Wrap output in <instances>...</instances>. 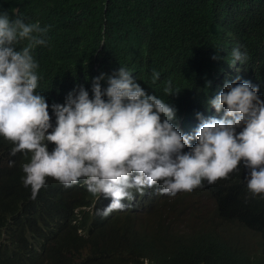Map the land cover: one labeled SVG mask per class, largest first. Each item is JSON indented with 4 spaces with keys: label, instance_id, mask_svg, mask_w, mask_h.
<instances>
[{
    "label": "trees",
    "instance_id": "obj_1",
    "mask_svg": "<svg viewBox=\"0 0 264 264\" xmlns=\"http://www.w3.org/2000/svg\"><path fill=\"white\" fill-rule=\"evenodd\" d=\"M0 10L47 27L34 53L55 103L87 83L90 70L120 66L141 68L145 78L155 69L196 98L224 62L230 32L264 41V0H0ZM138 41L155 50L145 66ZM13 146L0 136V264H264V199L249 193L243 163L205 191L101 218L81 191L49 180L33 199L21 180L30 156H11ZM205 197L212 208L188 210Z\"/></svg>",
    "mask_w": 264,
    "mask_h": 264
},
{
    "label": "clouds",
    "instance_id": "obj_2",
    "mask_svg": "<svg viewBox=\"0 0 264 264\" xmlns=\"http://www.w3.org/2000/svg\"><path fill=\"white\" fill-rule=\"evenodd\" d=\"M47 30L0 10V136L13 143L11 156H30L21 180L33 199L49 180L81 191L92 213L107 218L147 211L162 195L205 191L242 163L249 193L264 199V41L230 32L224 62L196 98L155 69L145 78L141 68L120 66L90 70L87 83L55 103L34 53ZM133 46L149 64L150 44Z\"/></svg>",
    "mask_w": 264,
    "mask_h": 264
},
{
    "label": "rangeland",
    "instance_id": "obj_3",
    "mask_svg": "<svg viewBox=\"0 0 264 264\" xmlns=\"http://www.w3.org/2000/svg\"><path fill=\"white\" fill-rule=\"evenodd\" d=\"M200 199V198H199ZM199 199H198V202H196L197 204L194 205V204H191L188 208V210H192V209H195V207H197L198 205H204L206 206L208 209L212 208V202L211 200H208L207 197L204 198V200L202 202H199ZM185 217H189V212L188 211H185Z\"/></svg>",
    "mask_w": 264,
    "mask_h": 264
}]
</instances>
